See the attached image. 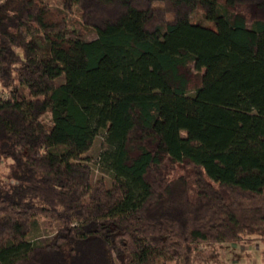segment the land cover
I'll list each match as a JSON object with an SVG mask.
<instances>
[{"label": "trees", "instance_id": "16d2710c", "mask_svg": "<svg viewBox=\"0 0 264 264\" xmlns=\"http://www.w3.org/2000/svg\"><path fill=\"white\" fill-rule=\"evenodd\" d=\"M58 1L93 40L0 0V264H192L264 238V0Z\"/></svg>", "mask_w": 264, "mask_h": 264}, {"label": "rangeland", "instance_id": "374dc122", "mask_svg": "<svg viewBox=\"0 0 264 264\" xmlns=\"http://www.w3.org/2000/svg\"><path fill=\"white\" fill-rule=\"evenodd\" d=\"M54 16L61 15L67 23L68 28L79 32L85 40H93L95 34L91 30L84 29L81 25L78 12L73 9L66 13L61 9L58 0H45ZM191 23H198L201 26L212 29V25L202 19L199 12L193 13L190 16ZM40 121L46 126L50 125V116L48 112H44L40 116ZM160 130L161 126H157ZM101 135L95 137L93 144L89 151L83 156L86 163L94 167L98 152L100 150ZM4 168L0 169V173H4ZM94 175H97L94 173ZM49 233L42 230L37 239L48 238ZM35 239V240H37ZM158 264H162L160 260ZM172 264V263H164ZM192 264H264V238L254 237L248 245H231V244H215V245H202L196 249L193 256Z\"/></svg>", "mask_w": 264, "mask_h": 264}]
</instances>
